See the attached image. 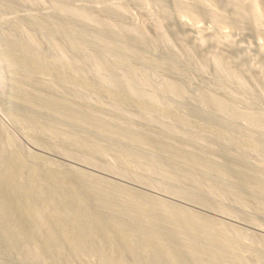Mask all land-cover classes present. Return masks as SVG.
I'll list each match as a JSON object with an SVG mask.
<instances>
[{"label":"rangeland","instance_id":"obj_1","mask_svg":"<svg viewBox=\"0 0 264 264\" xmlns=\"http://www.w3.org/2000/svg\"><path fill=\"white\" fill-rule=\"evenodd\" d=\"M25 16L32 20L27 22ZM28 41L41 47L44 56H54L58 62L53 67L72 72V84L57 81V86L54 72H45L42 62L39 70H25L23 65L32 69L31 53L12 48ZM49 84L58 87V101L67 100L82 110L81 126H91L97 134L87 140L98 149L90 148L87 141L81 147L62 144V133L52 132L46 122L26 119L33 115L44 120L47 113L51 119L59 111L27 96V92L42 93ZM21 88L25 98L18 99ZM194 107L207 116H194L190 112ZM115 125L118 135L111 131ZM70 127L77 129L73 122ZM10 131L22 145L26 163L43 172L44 187L45 175L54 170L89 212L97 210L86 195H98L105 205L113 206L112 192L119 186L130 194L128 201L135 202V194L143 196L144 207L137 216L156 220V233L177 249L178 256L196 246L189 239L186 246H177L170 237L163 216L171 204L184 213L193 212L206 226L213 223L215 238L230 239L225 251L210 246L213 256L221 259L218 264H264V251L260 261L250 256V251L264 245V191L253 189L264 184V0H0V143L6 137L9 151ZM82 136L81 129L78 140ZM192 138L208 147H195ZM109 139L112 149L99 150ZM68 140L77 141L75 136ZM159 148L166 154L146 157V152ZM224 149L233 156L223 154L229 152ZM188 150H201V156L221 164L208 166L216 181L210 180L211 174L205 179L195 171L192 178L200 180L195 185L181 177L179 168L166 166L169 153L189 159ZM0 152L2 156V148ZM128 152L139 157L140 162L133 163L145 171L132 164L125 167L123 157ZM158 164L161 170L156 169ZM63 170L65 176L60 175ZM2 173L3 165L0 222L4 195L7 219L10 200L9 181L4 188ZM88 182L98 183V189ZM147 206L156 211L149 212ZM113 213L128 218L125 206ZM129 227L131 239L142 242L134 226ZM0 237V255L5 245L9 251L0 264H105L114 257L104 253L94 234L82 242L88 241L85 252L69 259L63 245L48 249L46 242L45 260L28 243L10 248V238L1 233ZM108 239L114 251L110 232ZM150 262L161 264L152 254ZM125 264H135V259L129 256Z\"/></svg>","mask_w":264,"mask_h":264},{"label":"bare ground","instance_id":"obj_2","mask_svg":"<svg viewBox=\"0 0 264 264\" xmlns=\"http://www.w3.org/2000/svg\"><path fill=\"white\" fill-rule=\"evenodd\" d=\"M97 1L98 0H91V2L96 3ZM56 12L60 13L59 9ZM24 19H26L27 22L32 20L31 16H25ZM260 19H262V17H258V23L262 21ZM18 28L19 26L17 25L14 30ZM54 30L57 31L58 28L54 26ZM132 39L134 38L132 37ZM200 48L201 47H199V49ZM12 49L16 52L31 53L29 59L32 63V69L27 65H23L25 70H39L40 62H42L44 64L45 72H54L55 78L57 79L55 84H57L58 81V84L66 86L72 84L75 79L72 72L68 71L65 73L60 69L53 67V64L58 62L54 59V56H44L45 53L41 50V47L30 43V41L26 44H15ZM5 52L7 53V47ZM57 88L55 85L51 86L49 84L43 87L42 93L27 92V96L34 103L44 104L46 108L55 107L59 111L55 112V115H51V119L48 118L50 113H47V115L42 117L44 120L34 119L35 117L33 115L27 116L26 119L34 124L37 121L40 125L46 122L52 132L62 133L63 138L59 140L62 144H76L81 147V145L87 141L90 148L94 150L98 149V146L95 143L87 140L91 136H96L97 134L93 131L91 126H81L83 120L79 117V113L82 115V110L80 111L75 109V107L67 100L65 101L63 99L58 101L56 99L58 92ZM24 92L25 90L23 88L18 90L17 98H25ZM190 112L198 118L200 115L207 116L204 110L201 111L197 107L192 108ZM75 115L78 117L76 118ZM70 119L74 121H69ZM21 120H23L22 123H24L25 118H22ZM188 121L189 123L191 122V120ZM72 122L76 124L77 129H72L70 127V123ZM223 124L225 125V122ZM118 128V125L111 128L114 135H118L120 133ZM81 129L83 130V136L78 140V135ZM68 136H75L77 141L74 142L72 140H68ZM191 141L196 142L195 147H208L206 144L204 145L203 143H199L201 141L196 138H192ZM112 146L113 142L109 139L106 143L102 142L100 144L99 150L102 147L112 149ZM147 146L149 147L150 144L147 143ZM1 148L3 150V155L1 156L0 154V160L2 161L0 166L3 165L2 180L4 182V188H6L8 178L10 186V200L8 203L9 212L7 219V201L5 194L3 199L4 220L2 219V222H0V233L8 240L10 238V248L28 243L31 246V249L36 252L38 258L40 260H45V246L47 242L48 249L57 248L58 246L63 245L64 251L68 254L69 259L74 254L82 255L85 252V247L88 244V241L86 239L84 244H82V242L85 238H88L90 234H94L95 238L101 244L104 253L106 255L114 256L112 261L105 264H125V260L129 256L135 259V264H155L150 262L151 254L157 259V261H160L161 264L220 263L219 261H221V259L217 256H213V251L215 249L214 246L216 245L218 250L223 249V251H225L226 244L230 241V239L228 237L226 240H224L225 238L222 240L215 238L213 234H216L217 230L214 228L213 223L210 226H206V223H204L201 219L193 216L194 214L192 215L193 212L191 214H189V212L184 213L183 209L174 208L173 206L171 207V204L166 208L168 210L167 214H164L163 216L164 223L169 225L171 231L170 237L173 238L177 246H186L188 239L192 241V245L196 246L194 249L191 248L190 252L184 250V255L182 252V254L178 256V253L176 252L177 249H171L173 246L169 243L167 245V242L164 240L162 235L156 233V220H153L152 217L148 215L137 216L140 207H144V203L141 200L143 197L142 195L138 196L135 194V199H138L135 202H133L134 200L128 201L127 199H129L130 194L118 186L112 192L114 197L112 206L105 205L98 195L92 196L88 194L86 195V198L97 210V213H92L86 209L84 201L78 197L77 194L71 190V188L63 185V178H60L54 170H49V172L45 175L48 185L47 187H44L43 172L35 170L32 166L26 163L23 156L24 149L11 131L10 151L8 150L6 137H4V141L0 143V151ZM162 152H164L163 154H166V150L162 148H159V150L154 149L153 151L146 152V157L151 158L156 153ZM188 152L189 159H184V156L181 153H169V160L166 162V166L170 165L172 168H179L178 171L181 173V177L185 181L195 185H198L196 183L197 178H192V173L195 171L198 173V177L201 176V178L204 177L205 179H209L211 174V181L212 179L213 181L218 179L214 176V171L209 169L208 166L210 164L221 166L220 163L208 158V156H201V152L199 153L197 151L194 152L189 150ZM226 152L227 153L223 154L226 156L228 154L229 157L233 156L232 153H230V150H226ZM123 160L125 161V167H128L129 165L131 167L133 165L135 169L139 168L144 171L146 170L134 165L133 160L135 163H139L140 159L137 156H133L131 152L126 153ZM161 168H163L161 164L156 165L157 170H161ZM136 170H134V172L137 174ZM174 173L177 175L178 172L174 171ZM60 175L65 176L66 170H63ZM152 179L156 183L159 182L155 177H152ZM220 179L224 181L223 176H221ZM198 180L199 179H197V181ZM85 184L86 183H84V185ZM89 184L94 190L98 189V183L90 182ZM246 186H249V184H246ZM99 188L106 190V188L102 185H100ZM253 189L255 192L261 194L262 191H264V184L253 186ZM122 199L124 200L123 203L121 202ZM121 206H125L128 211L127 219L115 216L113 213ZM146 209L149 212L156 211V207L153 206H147ZM162 209L163 208H161V210ZM183 214L185 216L188 215V218L182 219ZM133 215L137 216L135 217L136 219ZM75 219L77 220L76 224L74 223ZM129 226H134V229L142 239V242L137 244L131 239L132 230ZM108 232L112 233L114 236V251L112 250V244L108 239ZM210 246H213L214 249L212 250ZM5 248L6 249H4L3 254L4 256H7L9 251L6 245ZM146 249L149 250L150 253H146ZM262 251H264V245H261L258 251H250V256L256 261H260L263 254L261 253ZM3 254L0 255V258L4 257ZM236 260H238V258ZM183 261L188 263H184ZM240 264H242V261Z\"/></svg>","mask_w":264,"mask_h":264}]
</instances>
